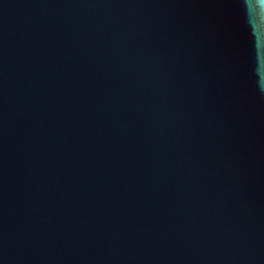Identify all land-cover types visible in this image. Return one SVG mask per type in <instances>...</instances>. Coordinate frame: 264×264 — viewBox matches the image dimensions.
<instances>
[{"label":"water","instance_id":"95a60500","mask_svg":"<svg viewBox=\"0 0 264 264\" xmlns=\"http://www.w3.org/2000/svg\"><path fill=\"white\" fill-rule=\"evenodd\" d=\"M248 2L0 0V264H264Z\"/></svg>","mask_w":264,"mask_h":264},{"label":"clouds","instance_id":"9594fccd","mask_svg":"<svg viewBox=\"0 0 264 264\" xmlns=\"http://www.w3.org/2000/svg\"><path fill=\"white\" fill-rule=\"evenodd\" d=\"M258 5L254 2V0H249L248 2V9L249 11H254ZM259 73V69H258ZM258 86L264 91V75H260V79L258 81Z\"/></svg>","mask_w":264,"mask_h":264}]
</instances>
